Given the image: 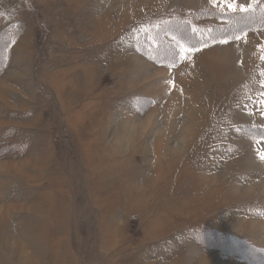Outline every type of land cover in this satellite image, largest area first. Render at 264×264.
Masks as SVG:
<instances>
[{"label": "rangeland", "instance_id": "374dc122", "mask_svg": "<svg viewBox=\"0 0 264 264\" xmlns=\"http://www.w3.org/2000/svg\"><path fill=\"white\" fill-rule=\"evenodd\" d=\"M257 2L0 0V264H264Z\"/></svg>", "mask_w": 264, "mask_h": 264}, {"label": "trees", "instance_id": "16d2710c", "mask_svg": "<svg viewBox=\"0 0 264 264\" xmlns=\"http://www.w3.org/2000/svg\"><path fill=\"white\" fill-rule=\"evenodd\" d=\"M260 1H264V0H260ZM237 16L243 19L244 21L246 20L247 21L246 24L249 25L264 23V5L261 4L260 2H257V4L252 9H249L248 11H245L239 15L237 14L233 15V17H237Z\"/></svg>", "mask_w": 264, "mask_h": 264}, {"label": "snow or ice", "instance_id": "6c2138e0", "mask_svg": "<svg viewBox=\"0 0 264 264\" xmlns=\"http://www.w3.org/2000/svg\"><path fill=\"white\" fill-rule=\"evenodd\" d=\"M228 7H229V9L235 11V4L234 3H229ZM251 8H252V4H249L247 7H245L243 5L240 6L241 11H248ZM262 59H264V57H262ZM262 115H264V114H262ZM261 159H264V155L261 156Z\"/></svg>", "mask_w": 264, "mask_h": 264}]
</instances>
